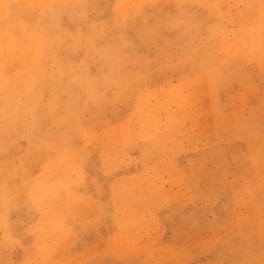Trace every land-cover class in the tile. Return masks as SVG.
<instances>
[{"label":"rangeland","instance_id":"1","mask_svg":"<svg viewBox=\"0 0 264 264\" xmlns=\"http://www.w3.org/2000/svg\"><path fill=\"white\" fill-rule=\"evenodd\" d=\"M21 3L0 0L13 34L30 23ZM119 3L110 0V9ZM186 7L199 27L160 41L175 67L99 121L84 117L88 131L69 148L80 183L67 180L70 168L48 175L61 186L54 210L64 215L72 205L64 234L32 231L40 214L13 205L0 230V264H264L261 2L188 0ZM167 10L176 12L171 0ZM21 67L12 58L9 70ZM27 152L23 144L0 162L36 176L53 155Z\"/></svg>","mask_w":264,"mask_h":264},{"label":"clouds","instance_id":"2","mask_svg":"<svg viewBox=\"0 0 264 264\" xmlns=\"http://www.w3.org/2000/svg\"><path fill=\"white\" fill-rule=\"evenodd\" d=\"M167 2L120 0L110 9V0H22L30 23L16 34L0 11V157L23 144L26 154H53L36 176L22 166L8 172L0 162V230L7 227L11 206L28 205L41 216L32 231L64 234L72 205L64 215L54 210L61 186L47 177L70 168L67 180L80 183L71 163L77 151L69 148L88 131L84 117L99 121L110 107L134 101L153 76L175 67L160 46L164 34L199 27L188 0H171L175 13ZM208 32L211 39L214 29ZM14 57L22 67L10 71ZM52 128L60 134L54 136Z\"/></svg>","mask_w":264,"mask_h":264},{"label":"bare ground","instance_id":"3","mask_svg":"<svg viewBox=\"0 0 264 264\" xmlns=\"http://www.w3.org/2000/svg\"><path fill=\"white\" fill-rule=\"evenodd\" d=\"M259 3V2H258ZM254 5V4H253ZM259 5V4H258ZM206 7V6H205ZM258 7V6H257ZM254 8V7H253ZM258 10V9H257ZM259 11V10H258ZM252 17V16H251ZM262 18V17H261ZM261 20V19H260ZM263 21H264V19H263ZM256 21H254V23H255ZM262 22V21H261ZM253 23V24H254ZM257 23V22H256ZM260 24H262V23H260ZM248 26H249V24H248ZM258 28V27H257ZM262 28V27H261ZM246 29V28H245ZM249 29V28H248ZM259 29V28H258ZM257 29V30H258ZM263 29V28H262ZM247 31V30H246ZM238 34H239V32L238 31H236ZM241 32V31H240ZM254 33H255V31H254ZM241 34H242V32H241ZM256 34V33H255ZM249 35V34H248ZM262 35V34H261ZM264 35V34H263ZM252 36V35H251ZM237 37V36H236ZM239 37V36H238ZM257 37V36H256ZM252 38V37H251ZM257 38H260V37H257ZM254 39V38H253ZM247 41V40H246ZM224 42V41H223ZM238 43H240V41H238ZM227 44V43H226ZM245 44H246V42H245ZM245 44H244V46H245ZM263 44H264V41H263ZM234 45H235V42H234ZM261 45V44H260ZM255 46V45H254ZM233 47V46H232ZM262 47V46H261ZM239 48V47H238ZM254 49V48H253ZM262 49H264V47L262 48ZM233 50H235V48L233 49ZM234 53V52H233ZM234 56V55H233ZM247 56H248V54H247ZM236 57H238V56H236ZM235 59V58H234ZM204 83V82H203ZM204 85V84H203ZM198 87V86H197ZM187 91V90H186ZM156 96V95H155ZM173 96V95H172ZM157 97H159V95L157 96ZM155 99V98H154ZM168 101V100H167ZM194 101V100H193ZM169 102V101H168ZM194 106V105H193ZM153 107V106H152ZM171 109V108H170ZM169 110H167V112H168ZM144 112H145V110H144ZM166 112V113H167ZM146 113H148V112H146ZM170 114V113H169ZM162 115V114H161ZM167 115H168V113H167ZM144 117H145V115H144ZM159 117V116H158ZM163 117V116H162ZM141 118H143V116L141 117ZM151 119V118H150ZM157 119V118H156ZM166 119V118H165ZM175 119V118H174ZM145 121H147V120H145ZM154 121V120H153ZM236 121V120H235ZM149 122H151V121H149ZM148 122V123H149ZM155 125V124H154ZM163 127V126H162ZM152 128V127H151ZM161 128V127H160ZM149 130H151V129H149ZM161 130V129H160ZM131 131H133V130H131ZM130 131V132H131ZM131 136V135H130ZM159 155V154H158ZM104 157V156H103ZM169 157V156H168ZM126 171V170H125ZM141 177H139V179H140ZM58 180V179H57ZM57 180H55V181H57ZM138 182V181H137ZM148 184V185H147ZM63 185V184H62ZM135 186H136V184H134ZM138 185V184H137ZM146 185H147V188L148 187H152L151 185V183H150V186H149V183H148V181H147V183H146ZM142 186V185H141ZM129 187V186H128ZM126 188V187H125ZM142 188V187H141ZM147 188H143V189H147ZM155 188V187H154ZM127 189V188H126ZM129 189V188H128ZM134 189V188H133ZM149 189H151V188H149ZM156 189V188H155ZM155 189H152V190H154V193H155ZM148 190V189H147ZM151 190V191H152ZM149 191V190H148ZM159 191V190H158ZM134 192V191H133ZM151 194H152V192H150ZM153 195V194H152ZM156 196H157V194H156ZM122 203V202H121ZM64 213V212H63ZM81 214V213H80ZM68 217V216H67ZM136 220V219H135ZM129 224V223H128ZM136 224V223H135ZM131 225V224H130ZM137 225V224H136ZM127 226V225H126ZM129 226V225H128ZM132 226H134V225H132ZM131 226V227H132ZM124 229V228H123ZM132 229V228H131ZM138 237V236H137ZM124 241V240H123ZM48 245V244H47Z\"/></svg>","mask_w":264,"mask_h":264}]
</instances>
